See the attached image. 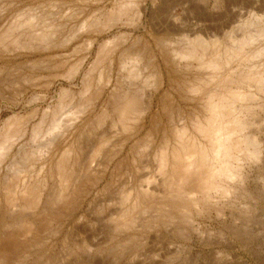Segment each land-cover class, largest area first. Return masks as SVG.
Masks as SVG:
<instances>
[{
    "label": "bare ground",
    "instance_id": "6f19581e",
    "mask_svg": "<svg viewBox=\"0 0 264 264\" xmlns=\"http://www.w3.org/2000/svg\"><path fill=\"white\" fill-rule=\"evenodd\" d=\"M159 1L119 0L65 38L59 22L76 12L0 20V264H148L143 253L163 239L187 244L171 260L192 244L259 242L253 260L264 264L263 8L234 12L229 29L213 23L209 0L167 14ZM78 34L87 56L53 82L82 76L83 90L61 88L41 109L38 90L53 83L23 54Z\"/></svg>",
    "mask_w": 264,
    "mask_h": 264
},
{
    "label": "rangeland",
    "instance_id": "374dc122",
    "mask_svg": "<svg viewBox=\"0 0 264 264\" xmlns=\"http://www.w3.org/2000/svg\"><path fill=\"white\" fill-rule=\"evenodd\" d=\"M118 1L119 0H84V1L83 0H0V12H1L0 13V20L7 21L14 15L15 12H21V11L28 10V9L37 10V9L42 8L43 6L51 7L54 9V11L69 13V15H71L72 11L76 12L75 15L70 17L73 20L70 18L69 19L65 18L59 22L61 25L64 24V26H65V27H62V33H61V37L65 38L66 36L71 35L77 29V27L80 26V24L82 22H85L91 16H93L95 19H103V17L105 15H107L110 10L112 11L114 9L115 4ZM193 1L195 3H202L203 0H193ZM159 2L160 3L163 2L162 6L165 7L166 14L168 13L169 9H172L175 5H179V0H166V1L160 0ZM7 6H9V7H7ZM58 6H60V7L58 8ZM208 6L210 7V8H208V10L213 13V18H214L213 23L219 27L228 26V28L230 29V27L232 28L233 26L237 25V23H235L236 25L233 24L232 20H231L234 12L236 13L239 11L240 12L245 11L244 13H249V12L257 13L256 12L257 8H260V7H262L263 11H264V0H209ZM65 10H66V12H65ZM77 10L78 11L81 10V12L80 11L78 12ZM150 15H151V12L148 11L146 18H149ZM246 18H247V16H246ZM199 19L200 20L203 19V16L199 17ZM229 20H231V21H229ZM224 24H226V25H224ZM128 30H129V27H127V26H124L121 30L115 29L111 32L112 34L109 33V34L103 35V37H100L99 41L102 42V41L112 39V38L118 36L119 34H121V32H129ZM65 33H68V34H65ZM140 34H143V31L141 33H139L138 35H140ZM87 38L88 37L86 34L85 35L84 34H78V35H76L75 39L73 38L71 41L66 42L63 46H58V47L55 46V47H53L49 50H46V51L44 50V51L24 52L23 57H22V62L31 61V60H35V59L41 60L40 65H36L37 72H39V76H40L39 79H41L42 83L43 82L45 83L47 81H49L50 83H53L51 87H48V90L47 89H43L41 91L38 90L39 94H41L45 97H47V95H48V97L46 99L47 103L45 102L42 105H40L41 109H43V108L47 109L48 107L54 108L58 104V101L60 98L58 93L61 90V88H66V89L72 88V91L74 93H79L80 91L83 90V88H82L83 85L81 82L82 76L79 77L77 79V81L70 83L68 79H63L62 77L56 79L53 82V75L59 74V75L63 76L64 74H66L69 71V69L71 67H73V65L75 66L76 64H78V62L80 64V61H82L84 59V57L87 56V51L86 52L83 51V50H85L84 44H85V39H87ZM96 48H95L94 53L92 54V57H90L88 62L86 61L85 65L83 66L82 75H83V73L90 70V68L91 69L93 68L91 66H93L94 60H95L94 58L96 57V53H97ZM70 65H71V67H70ZM25 66H26L25 69L27 70L28 66L27 65H25ZM71 84L73 86H71ZM32 94H33L32 92H29L25 96V98L26 99L30 98L32 96ZM40 120H41V117H37L36 119L32 120L33 121L32 124L39 123ZM125 172H126L125 169L123 167H121V169L119 171L118 180L114 179L115 182L118 181L117 184H119L121 182L120 178H122V176L125 174ZM124 178L126 179V176ZM106 197L107 196H104V198H106ZM1 236H2V234H1ZM166 241H169L170 243L167 242L168 243L167 244ZM173 242L174 241L169 240V239L168 240L163 239L161 241V243H155L156 246L154 244H151L150 247L153 245L156 249L149 247L148 248L149 250L147 249V252L143 253V254H145V253L149 254L146 258L147 260L149 258V260L147 261L148 264H153V263H155V264H166V260L168 262L167 264H258L256 260H253L254 257L252 255V252L255 249H259L260 245H262L261 243L256 242L255 244L250 246L249 250L231 251V250L227 249L226 247L223 248L224 246L209 247V248H206L205 250H203L204 248H202L200 244H192L191 246L194 247L192 254L184 253L182 255L175 256L176 257L175 260H171L170 257H172V256H170L169 253L172 252V254H174L175 253L174 251L178 246H181V244L182 245L186 244L183 241H181V242L175 241L174 244H173ZM0 243H1V240H0ZM161 244H163V245H161ZM165 244L170 246V247L175 245L176 247L174 246V249L172 251L173 247L170 248L168 246H164ZM160 245L164 246L165 248L160 247ZM157 247H158V250H157ZM159 248L160 249L162 248L165 251L159 250ZM169 248H170V250H169ZM166 249L169 252H167ZM151 250H152V252H151ZM160 251H162V252H160ZM211 251H213V252L216 251V252L222 253V255L220 257H218V255L210 254V253H212ZM164 252H165V254H164ZM150 253H154V254L150 255ZM186 255H188V256H186ZM162 257H164V258H162ZM143 258H145V257H143ZM160 258H162V260ZM218 258H219V260H218ZM151 260L153 262H151ZM135 262H138V264H139V261H135ZM163 262H165V263H163ZM35 263L42 264L43 262L40 263V261H38ZM124 264H126V263H124Z\"/></svg>",
    "mask_w": 264,
    "mask_h": 264
}]
</instances>
